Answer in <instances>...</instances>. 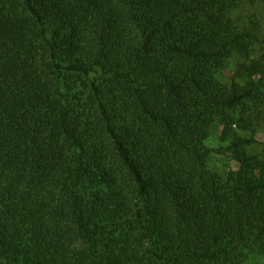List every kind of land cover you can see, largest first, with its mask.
I'll return each mask as SVG.
<instances>
[{
	"label": "trees",
	"instance_id": "obj_1",
	"mask_svg": "<svg viewBox=\"0 0 264 264\" xmlns=\"http://www.w3.org/2000/svg\"><path fill=\"white\" fill-rule=\"evenodd\" d=\"M243 1L0 0V264L264 261Z\"/></svg>",
	"mask_w": 264,
	"mask_h": 264
},
{
	"label": "rangeland",
	"instance_id": "obj_2",
	"mask_svg": "<svg viewBox=\"0 0 264 264\" xmlns=\"http://www.w3.org/2000/svg\"><path fill=\"white\" fill-rule=\"evenodd\" d=\"M234 16L237 18L242 17L243 19H249L250 17L252 19H259L261 27L260 33L258 34V38L255 44L253 45L254 56L261 57V55H264V1L244 0L241 6L235 11ZM249 109L255 113V122L251 130H241V134L248 137H254L255 147L259 150H262L264 148V107L262 105H255L250 102ZM223 130V125L218 126L216 131L214 132L215 135L209 139L208 144L210 145V147L215 149L214 152H212V157L210 158V168L212 170H217L218 172L224 175L229 170L237 171L239 169V164L232 158L230 152L226 150H217H221L222 148L227 146V144L223 143L219 138ZM249 264H264V261H253Z\"/></svg>",
	"mask_w": 264,
	"mask_h": 264
}]
</instances>
